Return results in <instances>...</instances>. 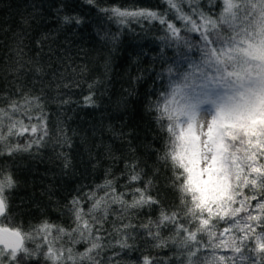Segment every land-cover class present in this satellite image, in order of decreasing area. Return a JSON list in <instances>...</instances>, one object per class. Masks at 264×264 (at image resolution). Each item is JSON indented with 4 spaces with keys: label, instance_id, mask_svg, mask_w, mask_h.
<instances>
[{
    "label": "trees",
    "instance_id": "trees-1",
    "mask_svg": "<svg viewBox=\"0 0 264 264\" xmlns=\"http://www.w3.org/2000/svg\"><path fill=\"white\" fill-rule=\"evenodd\" d=\"M198 2L200 10L213 19L218 18L224 7L223 0ZM112 8L146 9L164 14L188 39L199 42L198 33L184 32V22L176 18L167 0H94L93 3L88 0H0V96L4 97L0 107L6 108L9 98L21 99L16 94V85H22L25 92L31 89L32 95L45 97L42 104L48 129L45 143L39 148L34 146L28 152L0 156V170L10 173L15 181L14 187L5 190L8 214L16 225L35 236L26 242L29 248H35L42 242V233L37 234L35 230L43 222L66 231L76 227L68 210L74 196L83 198L87 212L91 202L85 194L95 192L97 197L104 196V190L96 186L104 184L106 179L114 181L116 194L124 193L129 203L136 187H148L149 194L159 201L150 210L145 207L124 213L121 205H110L102 232L98 234L102 235L101 244L110 242L111 247L104 248L101 258L119 253L116 258L124 264H142L145 256L165 264H181L186 251L176 243L180 236L175 234L174 226L160 229L167 243L156 247L158 242L146 234L142 225L156 221L163 209L176 213L186 227L192 230L197 227L196 222L185 216L181 194L173 187L171 163L159 158L164 154L167 137L161 123L166 125L167 119L158 122L160 113L155 105L162 104L163 94L169 91L166 70L178 66L180 71L186 70L184 55L195 60L199 53L196 49L188 52L174 43H166V29L158 21L130 18L120 23L110 12L101 11ZM183 11L192 12L188 0L183 4ZM65 16L78 17L80 23L75 20L65 23ZM20 64L24 65L20 74L9 71ZM36 67L42 68L43 74L33 72ZM53 74H56L55 80ZM90 94L95 106L84 102ZM63 100L68 103H61ZM31 115L32 123H36L35 117L40 112L33 111ZM21 118L29 122L27 117ZM28 135L19 138L21 144L27 142ZM65 158L70 162L68 167H65ZM126 165H135V169ZM134 170H142V178L129 183V175ZM147 181H151L150 186L146 185ZM243 192L251 194L248 188ZM251 203L254 205L256 201ZM129 223L132 227L127 230L131 235L128 243L132 247L122 250L117 241L126 237L116 229ZM152 227L155 231L154 224ZM225 227L221 222L216 236ZM55 235L53 229L49 239ZM216 236L212 237L213 244H219ZM197 237L207 245L200 252L203 264L205 257L211 259L212 247L208 235L198 232ZM57 243L72 247L76 253L84 252L86 247L84 243L72 245L67 236ZM216 252L229 254L224 248H217ZM26 264L45 262L29 260Z\"/></svg>",
    "mask_w": 264,
    "mask_h": 264
},
{
    "label": "snow or ice",
    "instance_id": "snow-or-ice-1",
    "mask_svg": "<svg viewBox=\"0 0 264 264\" xmlns=\"http://www.w3.org/2000/svg\"><path fill=\"white\" fill-rule=\"evenodd\" d=\"M93 2L88 0V3ZM184 2L167 0L176 18L184 22V32L198 33L199 42L188 39L164 14L146 9H101L110 12L120 23L130 18L158 21L166 29V43H174L188 52L196 49L199 53L195 60L184 55L186 70L180 71L179 66L166 70L169 91L163 94V103L155 105L160 113L158 122L167 119L166 125L161 123L167 137L164 154L159 158L171 163L173 187L181 194L185 216L196 222L197 227L195 230L186 227L176 213L163 209L156 221L142 227L158 242L154 246L163 247L167 242L160 229L173 225L175 234L180 236L176 243L186 251L181 264H202L200 252L207 245L198 239V232L208 235L212 247L211 259L205 257L203 264H264V0H223V10L216 19L200 10L198 0H188L192 12L184 13ZM194 17H198L199 22ZM73 20L80 23L78 17H63L65 23ZM23 68L20 64L9 71L20 74ZM32 71L43 74L40 67ZM55 79L56 74H53ZM16 94L20 95V100L9 98L8 106L0 107V156L28 152L34 146L39 148L48 136L42 104L45 97L32 95L31 89L23 91L22 85H16ZM3 99L0 96V100ZM84 102L95 106L91 94ZM33 111L40 112L35 117L36 123H32ZM21 117H27L29 122L25 123ZM26 133L29 134L27 142L21 144L19 138ZM69 163L65 158V167ZM127 167L135 169V165ZM141 173L142 170H134L129 175V183L140 181ZM14 185L12 175L0 170V264H26L29 260H43L45 264H124L116 258L119 253L101 258L104 248L111 247L110 242L101 244L102 235L98 234L102 232L110 205L119 204L122 212L127 213L130 209L145 207L150 210L159 204L149 194L148 187H136L129 203L124 193L116 194L114 181L106 179L104 184L96 186L104 190V196L97 197L95 192L85 194L91 202L87 212L82 197L74 196L69 202L68 210L75 228L66 231L45 221L35 230L37 234L42 233V242L29 248L26 242L34 240L35 236L16 225L8 214L5 190ZM146 185L150 186L151 181ZM245 188L250 190V195L244 194ZM97 212L101 214L96 215ZM205 214L207 219L203 218ZM86 216L89 219H85ZM213 218L214 222L210 223ZM221 222L226 227L216 236ZM131 227L129 223L116 229L126 237L117 241L122 250H131L128 243L131 235L127 231ZM53 229L56 235L49 239ZM65 236L72 245L84 243V252L76 253L72 247L58 244ZM213 236L219 244L212 243ZM217 248L227 249L229 254L217 255ZM142 264L165 262L145 256Z\"/></svg>",
    "mask_w": 264,
    "mask_h": 264
},
{
    "label": "rangeland",
    "instance_id": "rangeland-1",
    "mask_svg": "<svg viewBox=\"0 0 264 264\" xmlns=\"http://www.w3.org/2000/svg\"><path fill=\"white\" fill-rule=\"evenodd\" d=\"M203 218L207 219V215L205 214V216H204ZM213 220H214V218H213ZM213 220L210 221V223H213ZM226 236H227V234H225V237H226Z\"/></svg>",
    "mask_w": 264,
    "mask_h": 264
}]
</instances>
